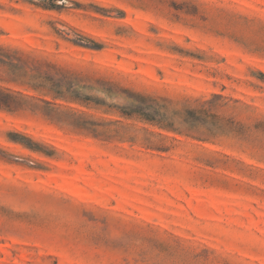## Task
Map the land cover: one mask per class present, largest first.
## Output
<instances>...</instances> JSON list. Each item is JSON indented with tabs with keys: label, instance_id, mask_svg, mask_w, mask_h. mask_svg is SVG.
Instances as JSON below:
<instances>
[{
	"label": "rangeland",
	"instance_id": "374dc122",
	"mask_svg": "<svg viewBox=\"0 0 264 264\" xmlns=\"http://www.w3.org/2000/svg\"><path fill=\"white\" fill-rule=\"evenodd\" d=\"M0 264H264V0H0Z\"/></svg>",
	"mask_w": 264,
	"mask_h": 264
},
{
	"label": "trees",
	"instance_id": "16d2710c",
	"mask_svg": "<svg viewBox=\"0 0 264 264\" xmlns=\"http://www.w3.org/2000/svg\"><path fill=\"white\" fill-rule=\"evenodd\" d=\"M200 112H202V111H200ZM204 113V112H203ZM146 119H148V118H146ZM152 120V119H151Z\"/></svg>",
	"mask_w": 264,
	"mask_h": 264
}]
</instances>
